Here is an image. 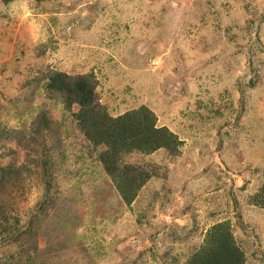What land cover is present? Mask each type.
<instances>
[{
	"label": "rangeland",
	"instance_id": "obj_1",
	"mask_svg": "<svg viewBox=\"0 0 264 264\" xmlns=\"http://www.w3.org/2000/svg\"><path fill=\"white\" fill-rule=\"evenodd\" d=\"M56 72L102 118L151 111L164 146L109 173ZM221 241L264 264V0H0V264H197Z\"/></svg>",
	"mask_w": 264,
	"mask_h": 264
},
{
	"label": "trees",
	"instance_id": "obj_2",
	"mask_svg": "<svg viewBox=\"0 0 264 264\" xmlns=\"http://www.w3.org/2000/svg\"><path fill=\"white\" fill-rule=\"evenodd\" d=\"M45 88L48 92L63 93L68 106L76 104L79 107L76 118L79 119V127L85 138L95 146L103 144L109 148L105 155H100L109 173H111L109 167L115 166L122 154L134 150L149 153L165 144L161 139L165 138L166 130L155 128L154 116L146 108L115 119L102 118L100 109L94 103L93 84L86 77L52 73L47 78ZM106 120L109 122L106 123ZM125 125L129 126L124 127ZM223 242H218L213 252L201 255L203 256L201 258L197 257L195 259L197 264H240L242 258L239 251L230 242L224 244ZM220 256L223 259H220ZM189 264L196 262L191 261Z\"/></svg>",
	"mask_w": 264,
	"mask_h": 264
}]
</instances>
